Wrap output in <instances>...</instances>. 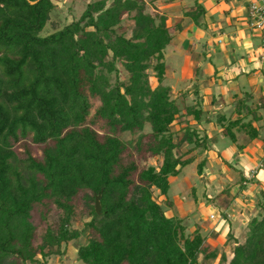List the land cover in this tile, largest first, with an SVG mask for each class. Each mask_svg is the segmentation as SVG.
<instances>
[{
    "label": "trees",
    "instance_id": "1",
    "mask_svg": "<svg viewBox=\"0 0 264 264\" xmlns=\"http://www.w3.org/2000/svg\"><path fill=\"white\" fill-rule=\"evenodd\" d=\"M169 1L153 14L145 0L88 1L76 20L39 36L51 0H0V264H42L73 241L80 264H264V190L242 241L228 232L220 252L152 197L166 196L168 177L207 150L201 121L240 150L236 135L257 139L258 108L264 113L263 96L255 105L246 91L233 95L231 111L214 114L186 91L172 95L163 51L181 19L171 18ZM178 13L200 26L204 9L191 0ZM124 17L128 37L119 32ZM154 157L158 166L144 165ZM32 212L45 222L38 240ZM82 213L89 219L71 228Z\"/></svg>",
    "mask_w": 264,
    "mask_h": 264
},
{
    "label": "crops",
    "instance_id": "2",
    "mask_svg": "<svg viewBox=\"0 0 264 264\" xmlns=\"http://www.w3.org/2000/svg\"><path fill=\"white\" fill-rule=\"evenodd\" d=\"M188 1L191 2V0H172L165 7L176 6L179 9L178 11H180L182 8L180 6L184 7ZM249 1L196 0L204 9L200 26L193 24L187 18L177 17L181 19V31L174 32L169 42L171 43L172 40L177 41V47L173 48L174 50L170 54L182 59L178 71L179 76L174 78L176 84H181L179 91H176H186L187 99L197 103L203 111L211 107V111L209 110L210 114L218 111L215 107L219 105L218 100H223L224 104L227 105L232 102L233 95L240 94V88L243 87H241V79H245L250 90L260 88V95L264 98V34L262 35L248 26ZM181 36L182 38L183 36L187 37V41L183 42L180 38ZM255 39L258 44L254 43ZM196 42H201V48L198 54H193ZM163 55L164 57L166 56L164 53ZM191 59L197 71L196 74L187 79L184 75L190 71ZM192 62L191 64H193ZM260 74L262 76H259ZM170 76H175L174 68L171 69ZM209 77H212V84L207 86ZM172 84L170 85L171 91L173 88ZM194 90L196 91L195 95ZM172 93L174 92L172 91ZM225 108L220 112H224ZM201 126L205 128L209 143H207V150L202 151V157L205 156L206 160L198 177L203 180V171L212 172L210 166L208 167V153H213V155L219 157L222 162H225L236 171L234 172L229 168L232 172V177H230L232 187L230 189L233 191L231 197L226 196V201L228 200L229 202L224 204V208L219 213L215 214L211 209L209 210V213L213 214V227L210 232L219 240V244L213 245L210 242L208 231L205 233V243L210 248L220 252L224 249L228 232L231 233L236 242L240 243L242 241L244 227L256 212V193L260 189L264 190V165H262L264 163V135L261 137V132L257 128V139L259 141L254 143L246 141L241 135H236L237 144L242 145V148L239 150L231 144L226 145L221 150L219 143L215 142V140L214 142L212 141L213 139L219 140L222 137L215 123L204 119L197 128L200 130L202 129ZM193 155L195 159V153ZM217 162H219L218 159ZM217 165L224 172L222 169L224 165ZM213 175L214 177L217 176L214 173ZM176 177H168L169 185L177 180ZM238 179H242V182L239 183ZM194 195L195 198L192 199L193 208L190 209V213H185L181 205L171 204L170 208H166L165 216L178 218L196 212L195 209H199L200 200L197 193L194 192ZM165 197L159 196V199L166 201ZM171 208H174V210ZM168 211L171 213H167ZM232 223H236V227L239 224L238 231L233 229ZM201 231L203 232V230ZM216 262L217 259L213 260L211 264H216Z\"/></svg>",
    "mask_w": 264,
    "mask_h": 264
},
{
    "label": "rangeland",
    "instance_id": "3",
    "mask_svg": "<svg viewBox=\"0 0 264 264\" xmlns=\"http://www.w3.org/2000/svg\"><path fill=\"white\" fill-rule=\"evenodd\" d=\"M51 1L54 4V7L49 13V20L45 23L43 29L39 32V36H46L52 33L53 31L60 29L64 25L68 24L69 22L76 20L81 14V12L83 11L85 4L88 1H93V0H85V1L83 0H51ZM107 1L109 3L110 0H107ZM145 1H146L147 8H150L151 14L154 13L152 11L153 9L155 11L158 10L154 6L157 5V3H160V0H145ZM171 1L172 0H170L169 2ZM185 5H187V3ZM169 7L171 8V11H174V13L171 15V18L173 20H177V17L179 16V13H178L179 9L176 6L174 7L169 6ZM180 7H182L183 9L185 6L184 7L180 6ZM130 30H131V22L128 17H124L122 20L121 29L119 32L123 33L126 37H128L130 34ZM180 38L182 39L183 42L187 41V37L183 36L182 38L181 36ZM254 43L258 44L256 39L254 40ZM176 44H177V41L172 40V42L169 43V45L167 44L168 47H165L163 51V53L166 54L163 60L165 64L166 83L169 84V86L173 83L172 91L174 93H172V95L177 94L178 93L177 91H179L181 87V84L179 83L176 84V82L174 81V78H177L179 76L178 71L181 66L182 59L175 55L170 54V52L174 50L173 48L177 47ZM194 45H195V49L193 50L192 53L198 54L201 48V42L200 43L196 42ZM190 61L192 62V59ZM191 62L189 66L190 71L184 75V77H186L187 79L193 76L194 74H196V71H197V68L195 67L194 62H192L193 64H191ZM117 67L119 70V78L124 79V76H125L124 71L119 66ZM173 68L175 69V76L171 77L170 73H171V69ZM148 75H149V82L153 86L154 78H153L152 72L148 71ZM259 76H262V75L260 74ZM207 82H208L206 84L207 86L208 84L211 85L212 77H209V81ZM240 82H241V87L243 86L242 88H240V91H246L247 93H250L251 98L253 99V103L256 105L261 89L254 88L253 90H250V87L249 85H247L245 79H241ZM207 96L209 97V95ZM217 102H219V105L218 107L217 106L215 107L217 108L218 111L223 110V108L228 107L229 105L233 106V103H234V101H232L229 104L225 105L223 100L221 99L218 100ZM208 110L211 111V107H209ZM231 110H232V107L231 108L228 107V108H225L224 111H231ZM257 114L261 116L262 120L257 122L255 126L258 127V129L261 132L260 135L261 137H263L264 135V113L261 108H258ZM200 130H205V128H202ZM147 131H148V128L145 126L143 132H147ZM122 138L124 140H127L129 138V135L124 134L122 135ZM258 141H259L258 139H254L252 142L254 143ZM218 142H219V147L221 148V150H223L226 147V145H231L230 142L227 139H223V137H220ZM181 151L178 150V152H181ZM31 152L35 157L38 156V152L36 149L31 150ZM202 154H203L202 152L195 153V159H193V162L183 167L180 170L178 176L176 177L177 180L169 185V189L166 193L165 198H166V201L170 202L172 205L173 204L181 205L185 213H188V212L190 213V209L193 208V200H192L193 198L191 197V190L197 193L199 200H200L199 201L200 206L198 207L199 209L198 210L195 209L196 212L194 213L188 214L186 216L178 217V218L181 220V224L186 228L187 231L188 230L191 231L194 228H199V230H203V232L205 231L204 233L208 231V234H209L208 238L210 239V242L213 245H215V244H219V240H217L215 235L212 232H210L212 231L213 222L212 220L208 219L209 210L211 209L212 212L215 214L219 213L221 209L224 208V204H227L229 202L228 200L226 201V196L231 197L233 193L232 189H230L232 187V183L230 182L231 181L230 177H232V172L229 169L228 164H226L225 162H222L220 158L216 157V155H213V153H208V160H209L208 167L210 166V168L212 169V172L209 173L208 171H203L202 173L203 180H201V178L198 177L195 166L197 162L202 158L203 156ZM224 157L226 158V156ZM217 159L219 160V162H217ZM144 162H145L144 165H147V166L150 165L153 167H156L159 164V160L156 157L149 158ZM217 164H220L222 166L224 165V167H222L224 172L221 171V168H219V165ZM214 165L215 167L217 165L218 169L217 167L215 168ZM213 173L217 174V176L216 177H214V175L212 176ZM159 196L160 195L155 190H152L153 199L157 201L159 204L161 203V206L164 208L167 202L165 201V204H162L163 201L159 199ZM171 209L174 210V208H171ZM167 213H171V212L168 211ZM88 219L89 217L85 215L84 213H82L80 218L72 220L70 222L71 228L81 229L82 223L84 221H87ZM54 220H56V215L53 214L49 216L48 223H51ZM31 221L35 227V236H36V239L38 240L40 235H42L43 233V230H44L43 225L45 224V222L39 219L36 212H32ZM228 221L230 220L228 219ZM231 225H233L232 227L235 231H238L239 224L237 225V227H236V223L234 224L232 223ZM79 244H80V241L70 242L67 245V247L64 249V252L62 254H59V255L52 254L49 256L47 255V257L42 260V264H80L79 262L76 261V256H75V251Z\"/></svg>",
    "mask_w": 264,
    "mask_h": 264
},
{
    "label": "built area",
    "instance_id": "4",
    "mask_svg": "<svg viewBox=\"0 0 264 264\" xmlns=\"http://www.w3.org/2000/svg\"><path fill=\"white\" fill-rule=\"evenodd\" d=\"M247 23L250 29L264 34V0L249 1ZM208 219L213 220L212 213H209Z\"/></svg>",
    "mask_w": 264,
    "mask_h": 264
},
{
    "label": "water",
    "instance_id": "5",
    "mask_svg": "<svg viewBox=\"0 0 264 264\" xmlns=\"http://www.w3.org/2000/svg\"><path fill=\"white\" fill-rule=\"evenodd\" d=\"M29 3L33 4L34 2H29ZM99 198H100V194H97L94 197L93 210H94L95 214H98L100 211Z\"/></svg>",
    "mask_w": 264,
    "mask_h": 264
}]
</instances>
